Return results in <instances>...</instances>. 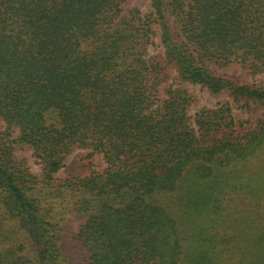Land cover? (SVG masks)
Listing matches in <instances>:
<instances>
[{"label": "trees", "instance_id": "1", "mask_svg": "<svg viewBox=\"0 0 264 264\" xmlns=\"http://www.w3.org/2000/svg\"><path fill=\"white\" fill-rule=\"evenodd\" d=\"M149 1L0 0V121L44 180L1 143L0 206L29 247L1 241L0 264H264V117L233 114L264 109V0ZM233 64L259 83L219 74ZM187 85L228 101L193 107ZM74 150L104 168L55 186ZM65 194L84 218L76 261Z\"/></svg>", "mask_w": 264, "mask_h": 264}, {"label": "rangeland", "instance_id": "2", "mask_svg": "<svg viewBox=\"0 0 264 264\" xmlns=\"http://www.w3.org/2000/svg\"><path fill=\"white\" fill-rule=\"evenodd\" d=\"M125 8H129L134 11H138L140 15H145L149 12L150 6L149 0H126ZM149 55L155 58H162L163 49L159 45V36L155 35L153 37V43L148 48ZM169 74L173 78L175 76V70L173 67L170 68ZM220 75L226 76H235L241 77L247 83L257 82L256 79H260L258 76L250 75L245 70L238 68L234 64L228 68H223L218 70ZM171 81H167L165 84H169ZM184 85V84H183ZM189 94L192 99L193 107H206L214 108L218 104L228 101L225 95L213 96L210 95L205 89L200 88L199 86H186ZM235 118L240 119V122H243V125L247 127H254L257 120L264 117V109L255 108L249 111H239L233 110ZM19 131L17 128L7 129V126L0 121V146L1 143L8 149L9 154L6 157H10V162L15 166H18L20 170H26L25 173L30 174L33 177V180L36 182H43L42 180V169L39 160L33 155V151L29 146L22 145L18 143ZM3 147V146H2ZM3 147V148H5ZM88 151L86 150H74L72 151L63 161L61 169L53 174L56 182L55 186H58L61 180L67 179L70 176L74 175H85L90 172V170H102L105 166L104 161L101 155L86 156ZM91 162L92 165H88ZM59 197V196H58ZM60 198V197H59ZM59 202V201H57ZM67 207L65 211H60L65 216L64 223L62 222V231L60 233L61 243L63 247V254L67 260L71 259L76 261L80 257L79 254V242L77 239V233L80 225L83 223L84 218L82 215H78L77 212L73 209V199L69 197L68 194H65L64 204ZM264 204V200L262 201ZM256 202L254 203V205ZM18 224L15 221L10 220L5 215V212L0 206V246L4 245V248L7 247H18L22 242L24 248H28L29 241L25 234L21 232L18 228ZM19 229V232H18ZM3 243H2V242ZM29 250L19 251V254L25 255L28 254ZM28 258H33L31 254H28ZM87 258V257H85Z\"/></svg>", "mask_w": 264, "mask_h": 264}]
</instances>
